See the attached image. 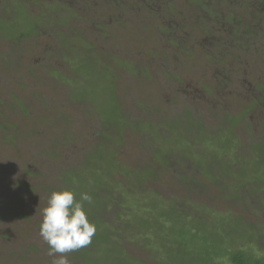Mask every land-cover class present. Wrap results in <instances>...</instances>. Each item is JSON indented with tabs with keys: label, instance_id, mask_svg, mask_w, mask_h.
Masks as SVG:
<instances>
[{
	"label": "rangeland",
	"instance_id": "374dc122",
	"mask_svg": "<svg viewBox=\"0 0 264 264\" xmlns=\"http://www.w3.org/2000/svg\"><path fill=\"white\" fill-rule=\"evenodd\" d=\"M261 19L264 0H0V264H51L61 189L96 225L70 264L264 260Z\"/></svg>",
	"mask_w": 264,
	"mask_h": 264
},
{
	"label": "clouds",
	"instance_id": "9594fccd",
	"mask_svg": "<svg viewBox=\"0 0 264 264\" xmlns=\"http://www.w3.org/2000/svg\"><path fill=\"white\" fill-rule=\"evenodd\" d=\"M84 202H91L87 193H81L77 200L70 189L53 191L47 198L39 235L49 246L51 264H70L66 254L91 243L96 225L89 221Z\"/></svg>",
	"mask_w": 264,
	"mask_h": 264
},
{
	"label": "trees",
	"instance_id": "16d2710c",
	"mask_svg": "<svg viewBox=\"0 0 264 264\" xmlns=\"http://www.w3.org/2000/svg\"><path fill=\"white\" fill-rule=\"evenodd\" d=\"M223 1V0H222ZM226 1H228V0H226ZM225 2V1H224ZM234 3V1H230V3L229 4H233ZM227 4H228V2H227ZM241 5H243L242 3H241ZM168 9L167 10H172L173 8H172V6H171V4H168ZM206 14H208V10H206ZM258 12H260V9L258 10ZM216 16H218V15H216ZM206 17V16H205ZM202 18V19H204L203 21H204V23H205V21L207 20V19H209V17H207V19L206 18ZM212 18H213V16H212ZM234 18V15L232 14V13H228L227 15H225V16H221V17H218V22H222V24L224 25V26H226V27H223L224 29V32L226 31V32H228V39L229 40H231V41H235L236 43H239V44H241V43H243V41L245 40V39H247L248 37V35H247V33H249V35L251 34V32H252V30L249 28V26H247V24L245 23V21H243L240 17H239V20H238V22H239V24H240V26L241 27H237V26H235L236 25V23H237V21L235 22V20L233 19ZM201 19V18H200ZM199 20V19H198ZM262 21H264V19H261ZM201 21V20H200ZM202 21V22H203ZM237 31V32H236ZM239 32V33H238ZM237 33V35L236 36H231L232 34H236ZM240 34V35H239ZM259 39V38H258ZM258 39H256V40H258ZM206 42H209V45H212V47H213V45H214V41L212 40V38L210 37H208V39H206ZM225 43V45L227 44L226 43V41L224 42ZM229 47V46H228ZM230 48V47H229ZM219 63H225L226 62V55L224 56V57H221V59H219V60H217ZM185 115V118L184 119H187L186 121H189V120H191L192 122H194V123H196V124H199V122L197 121V120H192V119H189L190 118V116H189V113H187V111H185V113H184ZM190 121V122H191ZM226 122L228 121V123H230L231 124V121H232V119L231 118H227L226 120H225ZM234 124V123H233ZM183 178V177H182ZM210 248V247H209ZM209 248H208V252H209ZM214 250H216V251H218L217 249H216V246H214ZM223 250H225V248H223ZM223 250H222V252L221 253H218V252H214V251H212V250H210V253L212 252V253H214L215 254V256L214 257H219V256H222L223 254H224V252H223ZM225 254H227V256H228V258H229V260L233 263V264H264V260H262V259H259V260H253L251 257H248L247 255H245L244 253H242V252H230V254L229 253H227V251L225 252Z\"/></svg>",
	"mask_w": 264,
	"mask_h": 264
},
{
	"label": "flooded vegetation",
	"instance_id": "af4514ba",
	"mask_svg": "<svg viewBox=\"0 0 264 264\" xmlns=\"http://www.w3.org/2000/svg\"><path fill=\"white\" fill-rule=\"evenodd\" d=\"M229 49H230V48L227 46V47H226V50H229ZM238 65H239V64H238Z\"/></svg>",
	"mask_w": 264,
	"mask_h": 264
}]
</instances>
